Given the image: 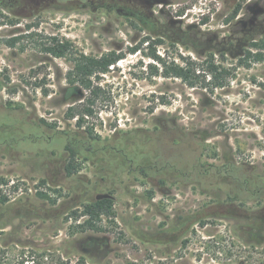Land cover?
I'll return each mask as SVG.
<instances>
[{"label":"rangeland","instance_id":"374dc122","mask_svg":"<svg viewBox=\"0 0 264 264\" xmlns=\"http://www.w3.org/2000/svg\"><path fill=\"white\" fill-rule=\"evenodd\" d=\"M100 3L0 0V179L9 195L0 204V264H31L29 250L70 264H264V194L252 198L213 177L202 190L172 172L133 174L120 154L135 164L144 155L179 163L190 154L189 163L199 156L202 165L231 163L237 175L264 177V0L215 1L221 15L187 31L188 41L178 27L200 21L209 2L172 23L156 52L180 65L189 57L193 88L149 58L142 17H132L134 29ZM52 37L87 56L123 55L97 81V96L64 98L72 63L41 50ZM80 105L93 115L78 129L66 115ZM63 130L89 131L103 148L71 160L57 142ZM104 193L113 198L93 209Z\"/></svg>","mask_w":264,"mask_h":264},{"label":"trees","instance_id":"16d2710c","mask_svg":"<svg viewBox=\"0 0 264 264\" xmlns=\"http://www.w3.org/2000/svg\"><path fill=\"white\" fill-rule=\"evenodd\" d=\"M102 4V7L107 10V14L109 16L110 12H114L117 15L127 18L131 21V28H137V25H134L132 22V17H142L144 27H141L142 30L148 31L151 37L144 39L142 44L147 43L152 46L153 52L149 55L153 61L160 65L162 68V74L165 77H172L181 79L186 82L190 87H195L194 80V65L195 63L188 58H182V65L175 64L173 61L167 63V61L163 60L161 57L157 55L156 48L162 45V41L165 38H168L170 27L172 23H178V20L186 19L190 12H192L196 8H200L204 0H144L147 3V9L143 6L133 4L134 0H99ZM209 2V4H204L206 6L204 9H207V13L200 12L199 20L197 23H191L188 25L179 26V36L183 40L187 39V31L190 30H198L200 27H203L208 24L210 17L213 13H215V9L212 8L214 2L220 3L222 8L228 7L229 3H234L239 0H205ZM251 2L255 3V0H251ZM230 3V4H231ZM157 6H161L159 9H155ZM240 5H236L233 8L232 13L228 20L225 21V24L228 25L233 21L240 12ZM231 7H229L230 9ZM147 10V11H144ZM229 10H227L228 12ZM221 9L215 13L214 16L221 15ZM229 13V12H228ZM137 14V15H135ZM161 20V22H160ZM19 40L18 37H14L6 41V44L10 47H14ZM189 39H187L188 41ZM149 42V43H148ZM264 44V41L262 40ZM264 47V45H263ZM41 50L45 52L47 55L54 58H65L70 57L72 67L68 71L66 75V84L67 87L63 89L64 98L70 100L71 96L81 93L85 90H88L90 94L97 96L98 93L101 92V88L98 86L99 82H97L102 75H105L109 72L110 67H113L117 62H119L123 55L116 52H108L99 57H91L87 56L83 53H78L74 50L73 45L67 40H60L57 38H50L48 43L41 44ZM141 49L137 46L131 47L130 52L136 53ZM153 66H151L152 68ZM154 68V67H153ZM156 69V68H155ZM92 103V102H91ZM82 109H77L75 107H69L66 117L69 120L76 119V127L81 129V123L84 118L91 117L93 115V111L91 108L86 105H80ZM51 129H55L52 126H49ZM56 134L62 136L63 139H59L57 142L64 143L63 149L64 152L67 153L68 158L74 160L75 158L83 157L85 160L88 157L92 156L99 148H103V146L98 147L99 140L91 135L89 131L75 133L72 131H57ZM106 148V147H104ZM175 153V152H174ZM123 157L122 168L126 167L130 173L139 174L141 176H157L163 175L164 173H173L177 176H180L182 182H186L187 184H194L205 190L203 186V182L205 180H209L213 177V179L218 182L221 181L229 185H234L237 189H242L245 192L249 191V196L252 198L261 197L264 194V177H245L236 174V171L240 169L235 167L231 163H225L221 166H212V165H202L199 161V156L196 159H193L192 162L189 163L190 154L188 159H184L183 161L176 163L169 161H162L161 156L157 154L152 155H144V157L139 162H134L132 158H129L127 153H121ZM88 156V157H87ZM171 160H173L171 158ZM188 161L185 164V161ZM190 164V165H188ZM226 182V183H225ZM8 183L0 179V204H6L9 201V195L2 191V188L6 186ZM215 186H217L215 184ZM224 188V185H222ZM232 186L227 185L228 191H230ZM225 189V190H227ZM227 191V194L229 192ZM241 194V193H239ZM230 195V194H229ZM231 197V196H229ZM250 197V198H251ZM234 196L232 199H236ZM109 202V199L99 200L95 199L92 202V208H99L104 203ZM87 212V211H86ZM90 213V212H87ZM28 255L25 256V259L31 260V264H70L69 261H64L60 257H55L54 255H50L49 253H36L34 250L27 251ZM22 254H25L22 253ZM32 258V259H30Z\"/></svg>","mask_w":264,"mask_h":264},{"label":"water","instance_id":"95a60500","mask_svg":"<svg viewBox=\"0 0 264 264\" xmlns=\"http://www.w3.org/2000/svg\"><path fill=\"white\" fill-rule=\"evenodd\" d=\"M113 197L110 195V194H107V193H104V194H99V195H97L96 197H95V199L97 200V201H99V200H104V199H112Z\"/></svg>","mask_w":264,"mask_h":264}]
</instances>
